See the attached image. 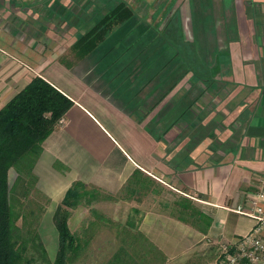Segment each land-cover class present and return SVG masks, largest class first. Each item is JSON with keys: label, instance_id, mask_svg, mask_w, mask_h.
<instances>
[{"label": "crops", "instance_id": "1", "mask_svg": "<svg viewBox=\"0 0 264 264\" xmlns=\"http://www.w3.org/2000/svg\"><path fill=\"white\" fill-rule=\"evenodd\" d=\"M117 1L0 0V106L33 75L72 100L32 166L34 187L48 198L42 220L52 221L73 179L115 193L135 172L193 193L189 197L210 216L212 239L233 241L254 223L233 208L264 175V0H157L142 12L149 19L183 16L192 35L181 41L180 54L168 42L157 49L162 38L146 32V25L136 34L154 37L148 50H163L164 61L174 55L160 80L165 100L154 106L144 103L150 88L139 92L146 77L128 73L141 64V48L114 36L125 32L124 22L84 56L70 50L77 35ZM140 3L150 6L151 0ZM131 7V17L140 18ZM156 66H149L152 74ZM86 211L78 204L70 209L71 231ZM136 227L161 252L160 264H174L195 237L187 222L153 206L139 212ZM54 237H40L50 261Z\"/></svg>", "mask_w": 264, "mask_h": 264}, {"label": "trees", "instance_id": "2", "mask_svg": "<svg viewBox=\"0 0 264 264\" xmlns=\"http://www.w3.org/2000/svg\"><path fill=\"white\" fill-rule=\"evenodd\" d=\"M132 13L133 9L127 2L117 1L77 35L70 50L77 57L84 56ZM61 60L64 62V59ZM71 103L67 95L46 79L33 75L0 106V264H30L32 257L24 256L29 242L30 246H36L39 258L46 264H77L78 253L89 245L88 237L69 229L67 218L72 207L94 195L89 187L91 185L73 179L55 205L51 219L57 234V248L51 261L47 259L36 232L25 223H17V219L22 215L24 217L25 213L16 209L9 198L13 184H8V169L12 167L16 172L14 185L22 182L26 190L28 185L33 186L36 177L32 166L41 151V142ZM146 179L148 176L133 172L122 187L126 192L141 191L147 185ZM184 207L179 205L178 211ZM131 223L128 218L120 225L117 234L121 237L116 234V246L101 264H152L153 256L161 258L159 249L136 226L132 229L127 227ZM91 224L92 220H89L87 226Z\"/></svg>", "mask_w": 264, "mask_h": 264}, {"label": "rangeland", "instance_id": "3", "mask_svg": "<svg viewBox=\"0 0 264 264\" xmlns=\"http://www.w3.org/2000/svg\"><path fill=\"white\" fill-rule=\"evenodd\" d=\"M156 1L157 0H151L150 6H145L146 4L144 3L139 4V0H128V3L135 8L136 14L140 16L142 12H149ZM110 4L111 3H109L108 6ZM123 22L124 26L128 27L123 34H114L115 38L120 39V37H122L123 39L121 42L131 41L134 46L141 48V64L138 62V64H140L139 66H133L132 70L128 72L129 76L135 77L139 75L141 80L146 77V81H144L143 84L141 83L139 88L140 94H143L150 88L147 93H144L149 95L148 98H145L144 103H151V106L156 104L161 105L165 100V84L160 80L166 69V61L173 59L174 55L164 61L165 52L163 50L159 53L157 50H148V48L153 46L152 42L154 41V37L149 39L148 34L144 33L138 38L136 34L141 31V26L146 25L148 29L146 32H153L154 30L157 39L160 37L162 38L161 40L163 42L161 41L162 43L157 45V49L158 47H162L164 42H168L181 54V49L179 48H181V44L184 46V42H186L185 40L183 42L181 41L184 37H188L189 39L192 36L189 20L183 18V16L176 18L175 15H173L169 18L156 19L141 18V16L140 18L130 17ZM120 26L123 28L122 25ZM181 27L184 30L185 36L179 31ZM213 37L215 36L212 34L207 37L208 44L213 43ZM109 41L112 40L110 39ZM158 42L160 41H157V43ZM187 42L191 44L194 41ZM66 52L67 50L64 53ZM70 54L73 57L71 52ZM125 54H127V52H125ZM147 59L150 60L149 63ZM153 62L157 64L154 74L151 73V70L154 68L149 67ZM124 74H126V72L121 70L120 75L123 77L125 76ZM157 80L158 83H156ZM15 174L14 168L10 167L7 173L8 184L9 186L11 184L14 186H12V191L9 194L10 202L14 204L16 209H21V211L25 213L24 217L22 215L21 218L19 217L17 219V223L19 225L25 223V226L30 227V230L36 232L39 238L43 236L47 241L51 239L55 240L54 236L57 234L52 225V221L47 219V217L42 220V213L47 205L48 198L38 191L34 187V184L33 186L28 185L27 190L26 185L22 182L14 185L13 180ZM145 185L146 189L143 188L141 191L126 192L122 187L115 193H107L89 186L91 191L94 192V195L81 200L82 203L78 204L84 206L87 211L85 216H83V220L80 223L81 225L77 226L74 231L81 232V235L88 237L90 241L88 247L85 249V258H79L77 264H101L104 262V258H106L116 246L118 241L117 237H121L120 234H117V230L121 228L120 225H123L129 218L132 223L128 224L127 227L132 229V227L136 226L139 212L150 206L171 211L174 215H177V218L187 222L191 231L195 233L194 240L189 244L185 252L178 258L171 260L174 264H220V243L213 240L208 233L211 222L210 216L206 212L200 210V206L198 205L199 202L193 199V193L181 188H179V190L171 189L168 185L154 178L151 179L149 176L148 179L145 180ZM191 195L193 196L189 197ZM178 204L185 206L180 212L178 211ZM133 208L136 209V211L132 210ZM88 220H92L90 226H87ZM29 243L27 250L24 252V256L32 257L33 260L30 264H46L39 258V250L36 246L32 247ZM152 254L154 255V253ZM163 261L164 260L158 255L152 257V264H160Z\"/></svg>", "mask_w": 264, "mask_h": 264}, {"label": "built area", "instance_id": "4", "mask_svg": "<svg viewBox=\"0 0 264 264\" xmlns=\"http://www.w3.org/2000/svg\"><path fill=\"white\" fill-rule=\"evenodd\" d=\"M62 122L61 116L56 123ZM233 209L250 216L254 223L237 239L220 244L219 263L264 264V175L258 176V183L255 189L247 192L246 201Z\"/></svg>", "mask_w": 264, "mask_h": 264}]
</instances>
